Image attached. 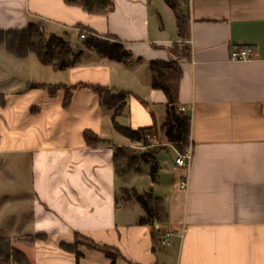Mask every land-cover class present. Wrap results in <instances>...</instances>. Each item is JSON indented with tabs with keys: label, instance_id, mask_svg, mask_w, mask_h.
<instances>
[{
	"label": "crops",
	"instance_id": "obj_1",
	"mask_svg": "<svg viewBox=\"0 0 264 264\" xmlns=\"http://www.w3.org/2000/svg\"><path fill=\"white\" fill-rule=\"evenodd\" d=\"M113 1L101 15L65 0H0V30L37 24L80 52L74 65L55 70L34 54L0 50V235L33 264H264V0H180L192 40L190 56L175 59L183 70L179 107L192 123L187 190V170L175 164L180 152L161 129L167 96L150 81V63L174 60L168 49L182 42L174 10L166 0ZM81 29L119 39L133 62L87 49ZM251 45L255 58L231 60L233 49ZM95 85L125 93L120 125L157 127L140 140L121 134ZM87 129L107 142L89 145ZM148 135L162 147L159 170L155 180L148 164L131 171L149 176L139 188L126 181L130 173L118 175L114 151L145 152ZM145 191L164 199L167 222L149 216L138 200ZM171 229L183 238L164 247L161 235ZM76 235L110 247L115 263L82 238L78 257L67 248Z\"/></svg>",
	"mask_w": 264,
	"mask_h": 264
},
{
	"label": "trees",
	"instance_id": "obj_2",
	"mask_svg": "<svg viewBox=\"0 0 264 264\" xmlns=\"http://www.w3.org/2000/svg\"><path fill=\"white\" fill-rule=\"evenodd\" d=\"M70 5L80 6L90 14H109L114 7L113 0H65ZM167 4L174 10L179 35L182 42L174 43L168 50L172 54V61H152L149 65L151 72V86L161 89L167 96L166 119L162 123L161 129L166 138L175 145L179 152H183L190 146L191 119L179 109L180 103V83L183 74L182 66L175 60L180 57H189L190 47L186 40L190 37V23L188 14L182 9L180 0H166ZM114 39V40H112ZM101 39L93 37L83 39L87 49L95 50L97 53L106 56L117 62H133V55L125 48L123 42L117 38ZM0 47H4L7 53L18 58H25L29 54H34L44 65H50L55 70H66L67 67L74 65L80 52H76L71 42L55 34L47 35L42 27L30 23L26 28L0 30ZM44 86L52 89L53 85L33 83L32 87ZM100 97L101 105L114 111L113 123L116 129L130 139L140 140L144 137L146 130H154L153 126L139 127L133 130L128 126L120 125L116 118L124 110L126 96L115 93L109 87L101 85L92 86ZM68 98L67 101L68 102ZM84 138L91 146L106 143L107 140L93 132L84 131ZM148 146L147 142H145ZM160 145L149 146L145 152L137 151L130 146H118L114 151V165L118 175L126 176L131 171H140L141 164L145 163L151 167V177L155 180L159 163L155 156ZM138 200L147 210L149 216L156 222L165 223L168 220V212L165 208L164 199L154 195L152 191H145L138 195ZM80 238L85 244L98 250H102L115 263L117 254L111 251L108 246L97 245L93 240L76 235V247L67 246L70 250H75L79 257L80 252L76 249L80 243ZM0 264H33L28 256L15 246L13 239L9 236L0 235Z\"/></svg>",
	"mask_w": 264,
	"mask_h": 264
},
{
	"label": "built area",
	"instance_id": "obj_3",
	"mask_svg": "<svg viewBox=\"0 0 264 264\" xmlns=\"http://www.w3.org/2000/svg\"><path fill=\"white\" fill-rule=\"evenodd\" d=\"M93 36V35H92ZM89 37L88 31L85 29H81L80 31V38L81 39H86ZM94 37V36H93ZM188 43L191 44L192 40L189 39ZM258 55L257 49L254 46H241L237 47L236 49H233L231 53V60L233 62L237 61H250L253 58H255ZM179 109L183 112L187 110L185 107H179ZM148 138V143L150 146L156 145L154 139L151 136H147ZM193 154L194 152L192 151L191 146H189L186 150L183 152H180L175 160L176 166H179L181 168H185L187 170V174L184 176L183 180L180 183V189L181 190H187L190 185V180H189V174L191 170V164L193 160ZM173 236H178L180 238H183V233H176L175 231L171 230H166L162 235V244L164 247H171L172 246V237Z\"/></svg>",
	"mask_w": 264,
	"mask_h": 264
},
{
	"label": "rangeland",
	"instance_id": "obj_4",
	"mask_svg": "<svg viewBox=\"0 0 264 264\" xmlns=\"http://www.w3.org/2000/svg\"><path fill=\"white\" fill-rule=\"evenodd\" d=\"M77 42H78V43H77ZM76 44H79V45H80V44H81V40L76 39V41H75V45H76ZM0 50H5V48H4V47H0ZM157 138H158L159 142L161 141V143H163V142L166 141L162 134H161V135H158ZM159 148H162V147L159 146ZM163 148H164V146H163ZM135 150L139 151L138 149H135ZM169 155H170V157H171V154H169L168 152H165V151H164L163 156H167V157H169ZM172 155H173V154H172ZM172 157H173V156H172ZM145 169H146V168L144 167V170H145ZM128 174H129V173H128ZM126 181H128V182H130V183H133V184L136 183V185H138L139 188L145 186L146 184H148V183L150 182V181H149V176H148V174H147L146 171H143V172H141L140 174L130 173V174L127 176V178H126ZM0 187H1V186H0Z\"/></svg>",
	"mask_w": 264,
	"mask_h": 264
}]
</instances>
